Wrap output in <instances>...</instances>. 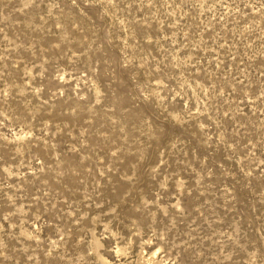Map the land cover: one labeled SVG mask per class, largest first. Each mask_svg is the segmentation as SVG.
<instances>
[{"label": "rangeland", "instance_id": "1", "mask_svg": "<svg viewBox=\"0 0 264 264\" xmlns=\"http://www.w3.org/2000/svg\"><path fill=\"white\" fill-rule=\"evenodd\" d=\"M0 264H264V0H0Z\"/></svg>", "mask_w": 264, "mask_h": 264}]
</instances>
